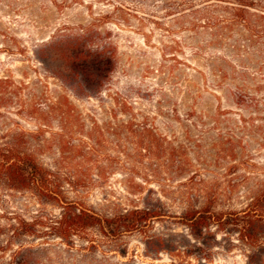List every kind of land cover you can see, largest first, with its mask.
<instances>
[{"label": "rangeland", "instance_id": "1", "mask_svg": "<svg viewBox=\"0 0 264 264\" xmlns=\"http://www.w3.org/2000/svg\"><path fill=\"white\" fill-rule=\"evenodd\" d=\"M186 1L0 0V80H4L0 97L6 96L0 101L6 102L0 109V134L17 128L38 133L40 141L48 142L38 158L57 166L72 181L63 188L70 202L108 216L137 208L157 210L161 215L118 238L104 236L97 229L91 231L90 241L78 237L67 241L47 228L39 237L17 235L1 253L0 264H7L15 251L29 264H264V247L250 249L236 232L215 230L209 245L197 249L198 242L175 218L187 206L177 193L180 171L162 164L147 149L154 134L211 150L221 139L236 135L238 149L245 147L246 153L212 158L209 165L197 163L192 169L203 176L219 175L225 182L218 192L219 208L242 209L249 198L248 187L256 178H264L260 137L253 140L244 129L225 126L187 129L172 120L174 108L178 106L183 113L184 103L191 101L189 81L205 83L194 69L204 70L202 63L192 55V46L183 43L188 32L175 20L186 9ZM90 21L98 22L117 53L110 78L98 90L84 88L76 79L69 85L37 57L57 28ZM174 39L182 41L177 61L163 56L165 45ZM207 73L206 82L211 84L212 76ZM62 96L69 98L76 115L71 123L63 125L55 112L48 114L47 121L37 118V109L51 112L53 102L63 100ZM205 96L214 108L216 100ZM133 115L137 132L122 125ZM247 161L254 166L247 167ZM245 176L252 179L246 181ZM60 212L59 205L28 192L0 190L3 226L19 217L56 218ZM7 239L0 237V243L4 246Z\"/></svg>", "mask_w": 264, "mask_h": 264}, {"label": "trees", "instance_id": "2", "mask_svg": "<svg viewBox=\"0 0 264 264\" xmlns=\"http://www.w3.org/2000/svg\"><path fill=\"white\" fill-rule=\"evenodd\" d=\"M200 1L195 4L193 0H187L186 9L175 20L188 32L183 43L192 46V55L202 63L204 70L194 69L205 83L201 86L189 81L187 92L192 95L191 101L184 103L186 109L183 113L176 106L172 120L187 129L211 125L241 128L253 140L260 137L258 143L263 147L264 0ZM104 34L97 21L76 26L65 24L43 42L37 57L48 65L51 73L69 85L76 79L84 88L98 90L110 78L117 63L114 43ZM181 43L174 39L165 45L164 58L177 61L176 51ZM184 64L192 67L189 61ZM207 71L212 76L211 84L206 82ZM205 93L216 100L214 108H210V98ZM62 98L53 102L51 112L37 109V118L47 121L48 114L55 112L63 125L71 123L76 115L71 110L69 98ZM5 100L6 96L0 97V101ZM4 103L0 102V109L5 107ZM124 107L126 113L128 105L125 103ZM136 120L133 115L122 125L137 132ZM38 136V133L35 135V132L17 128H9L5 134H0V190L28 192L39 200L59 205L61 212L56 218H15V223L8 227L1 224L4 216L0 214V237H8L4 246L0 243V258L17 235L39 237L45 228L67 241L74 237L90 241L93 229L104 236L118 238L159 219L160 213L148 208L108 216L70 202L63 195V188L65 183L71 184L72 181L64 178L57 166L39 160L38 152L49 143L40 141ZM188 139L191 141L192 137L189 135ZM238 143L234 134L221 139L212 150L195 143H175L159 134L150 136L147 141V149L153 156L162 164L180 171L177 176L182 178H179L177 193L187 201V206L175 218L198 242L197 249L203 250L209 245V238L213 234L215 237V230L236 232L250 249L260 251L264 247V178H256L248 187L249 198L242 209L230 210L219 208L218 192L225 183L221 182L220 176H203L199 170H192L198 164L209 165L216 160L238 156L240 152L246 153L245 147L241 151L238 149ZM245 165L254 166L249 161ZM250 179L245 176L246 181ZM20 253L15 251L7 264H29Z\"/></svg>", "mask_w": 264, "mask_h": 264}]
</instances>
